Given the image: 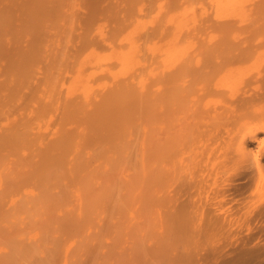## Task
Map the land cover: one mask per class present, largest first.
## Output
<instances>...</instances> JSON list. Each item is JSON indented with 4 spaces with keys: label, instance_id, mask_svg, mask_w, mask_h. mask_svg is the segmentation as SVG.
<instances>
[{
    "label": "bare ground",
    "instance_id": "6f19581e",
    "mask_svg": "<svg viewBox=\"0 0 264 264\" xmlns=\"http://www.w3.org/2000/svg\"><path fill=\"white\" fill-rule=\"evenodd\" d=\"M64 2L12 12L29 16L32 38L7 65L15 79L0 82V264H264V48L154 40L162 61L147 66L131 26L89 68V57L69 65L61 102L67 30L53 40L47 29L76 15Z\"/></svg>",
    "mask_w": 264,
    "mask_h": 264
},
{
    "label": "rangeland",
    "instance_id": "374dc122",
    "mask_svg": "<svg viewBox=\"0 0 264 264\" xmlns=\"http://www.w3.org/2000/svg\"><path fill=\"white\" fill-rule=\"evenodd\" d=\"M27 1L28 0H0V10H4V8L8 7L9 12L11 14L12 12H14L13 9H16L17 5H18L19 8H17V9H20L22 11V9H24L25 6H26L25 3L27 4ZM68 1L70 2L71 0H66V2H64V5L67 6V2ZM80 1L81 0H74V1L72 0L71 1L72 4L68 3L70 7H68V6L64 7L63 6V8H66V10L68 8L71 9V7L72 8L74 7L73 9H71L72 11L75 9L74 11H76V15L74 14L75 13L74 11H73L74 13L71 11L73 13L72 14V18L73 19L70 17L71 14L69 13L70 11L68 9V15L70 14V16H68V17H70L72 19V22H71L70 18H69L70 20L68 19V17H67V19H65V18L61 19L60 18L61 20L60 19L56 20L57 22L59 21L58 25L61 24V26H64V24H63L64 21L63 20H65V22H66L64 27L59 26V27H61V28H59V29H61V31L56 27L58 29V31L54 32V30H56V28L52 29V27H54V26H51V25L47 29V31L49 32L48 35L53 36V37H51V39H53V40H54V38H56L55 34L57 32H62V30L65 27H66V30L68 31V33L69 34L71 33L70 34L71 37H70L69 34L66 33L67 31H64V36H67V37L61 38V39H63V40L65 39L64 41L66 43L63 40H60V41L64 42V44L63 43L61 44V42H60L61 46H64L67 50H69V51H67V53H68L67 60L68 61L65 58V60L60 64L62 67L59 65L60 69L57 68L60 71L57 70V74H56V76H58V78H59L58 84H56V86L58 85L59 88L61 87L60 88L61 92L59 91L60 90L59 88H57V87H55V88H56V91L58 89V91L60 92L59 100L61 102H62V99L63 100L65 99V98H62V97L63 96L66 97V95H67L66 88L64 87L65 90H63L62 86L68 84V81H67V83H66V81L64 82L66 84H64L63 81H64L65 77L67 78V75L71 74V71H74L76 65L75 66H73V65L76 63L77 67H78V66L81 65V61H82L83 62L82 64L85 65V62H86L85 67L89 68L90 64H92L93 62L95 63V58H93L94 57L93 53L96 56L97 55L99 56V54H101L103 56V53H104V52L102 53L103 50L106 52L107 50L115 49L116 47L113 48L114 46L118 47V45L120 43L119 42L120 40L118 42H116L118 40L117 39L118 36H116V35L120 34L119 37H121L122 33H124L126 31L125 29L126 28L128 29L129 27H130L129 29H131V32L133 30V27H135L133 32L136 35L132 32L131 36L133 35L132 36V37H134L133 39L136 38V41H134V42L138 43V44H136V46L137 45H139L138 47L141 46V51L143 53L139 54V52H140L139 49H138L139 52L138 53L136 52L137 50H135V49H137L138 47H134L135 46V45H133L134 42L131 41L132 37H130L131 38L130 39V43L132 42L133 44L132 43L131 44L135 48V49L132 48V49H134L133 50L134 52H132V49H130V50H131V52L133 54L136 52V54H138V55L135 54L136 57H135V55L133 56V54H128V55L129 56L132 55L133 57H135L134 60L137 61V59H138L137 56H139V55L141 56V55L145 54L144 56H141L142 58L140 56L139 57H140L141 61L143 60V62H145V63L147 62L146 63L147 66L153 61L154 58L155 59H154L153 63H155V61H156V65H158L159 62L162 61L161 59H162L163 56L161 57L160 55H158V54H160L159 52L158 53H154V52L155 51L157 52L158 51L157 48H161L160 46H163L162 45L163 42L164 43L165 42H169L170 44L175 45V47L177 45V47L180 46V48L181 47L185 48L188 45L189 46L190 45H194V46H198V47L209 46V45H211V46H219V45H222L223 43H227V45H228V44H232L233 41H234L235 44H238V42L240 44H244V43L248 44V42L250 41L251 43L249 42V44L250 45L253 44V46L256 47V48H264V34H262V33H264V31L260 32V30H264V27H261V29L259 28V26L264 25V24H261V23H264V22H262V21H264V13H262L264 11H262V10L258 11L256 8H254L255 7L254 3L257 0H227V2H226V0H205V1L208 2V4L210 3L209 5L206 4V2L204 0H179L177 5L176 4L175 5L172 4L171 0H151L152 6H149L150 5L149 4L150 0H87V1L84 0V1H81V2ZM74 3H76V4H74ZM4 5H5V7L3 8L2 6H4ZM22 5L23 6L25 5L24 8H23ZM208 7H209V9H208ZM11 8H12V10H11ZM25 9H26V11L23 10V12L25 11L28 14L27 8H25ZM197 10L198 11L200 10V11L198 12ZM5 11H6V9H5ZM212 11H214V12H212ZM25 12L23 14H25ZM231 12H233V14ZM5 13H7V15H8V10ZM19 13H20V15H19ZM10 14L8 15L9 17L7 15L3 14V18L2 19L4 20L5 18H7V19L4 20V22L8 20V22L10 23V20H11L10 19V17H11ZM14 14H16V15H14ZM89 14H90V16H89ZM13 15H14V17L16 16V19L14 18L15 20L13 19V17H12L13 20H11V22L15 21V22H13L14 25H15V27H14L15 29L13 28L14 29L13 31L10 28V26L13 23L8 24L6 22L7 23L6 25L8 27L5 26V23L3 21H2V25L0 23V29H5L4 32L6 31L4 33V32H2V30H0V32H2V34L4 33L3 35L2 34L0 35V40L2 42V43L0 42L1 43L0 46H4L2 48L3 49L2 53H4V54L1 53L2 55H0V82L1 81H5V82L7 81L8 82V81H10V79L11 80L15 79L14 74L11 71H8L7 65L9 67L10 63L12 62V60H18L19 59V51L20 50L17 49L18 46H21V44H23V46L25 45L24 47H26V42L30 38H32L31 35H29V32H30L29 29H31L30 28V24H28L29 22H27V21H29L28 20L29 16L27 17L26 14L23 15V18L27 19V21H26L27 23H26V22H24L23 19H22L23 22H22V20H18L22 16L20 11L18 12L17 10H15V13H12V16ZM18 15L20 17H17ZM184 15H187V16H184ZM75 16H77V17H75ZM205 16H207V17H205ZM212 16H213V18L215 20L212 18ZM88 17H91V19L86 23L85 19L88 18ZM119 17H120V19H119ZM198 17H200L201 19L203 17H205L206 19L203 18L201 20ZM186 18L187 19H191V20L187 21ZM207 18H208L209 21L211 20L212 22L211 21L209 22L207 20ZM74 19H76V20H74ZM231 19L232 20L234 19V20L232 21ZM258 19H260V20L258 21ZM175 20H176V22H175ZM56 21H55V23H56ZM199 21H200V23H199ZM227 21H229V22H227ZM252 21L254 22L253 23L254 26L252 24V27H249V25L251 26ZM138 22H141V23L139 24ZM188 22H189V24H188ZM221 23H226L225 25L223 24L224 25L223 28H221V26H223ZM168 24H170L169 25V29L170 30L167 29L168 32H166L165 28H168ZM197 24L199 25V28L201 27L200 29L196 28V27H198ZM200 24H201V26H200ZM258 24H261V25L258 26L259 29L257 28ZM166 25H167V27H166ZM183 25H184V27H183ZM131 26H133V27H131ZM202 26H204V27H202ZM225 26L226 27L227 26H229V27L237 26V27H235V28L231 27L234 30H231V28H229L230 30L229 29L226 30L227 28H225ZM156 27H158L159 29L156 28ZM120 28L123 29L124 31L123 30L121 31ZM175 28H177V30ZM216 28L218 29V31H215V30H217ZM8 29H9V32L7 33ZM27 29L29 30L28 33H27V31H28ZM117 29L119 30L118 33H117V31H118ZM245 30H246V32H245ZM253 30H255V31H253ZM258 31H259V33H258ZM164 32H166L168 34L167 37L164 35L165 34ZM170 32L172 34L173 33L174 34L173 35H169ZM201 32H202V35H200ZM140 33H142L143 36L145 35V37H143V36L141 37V36L137 35V34H140ZM24 34H25V37H24ZM146 34H147V36H146ZM162 34L164 35L163 37H162ZM189 35H191V36H189ZM211 35H213V38L210 40V36ZM113 36H115V37H113ZM181 36H184L185 39L183 37L180 38ZM164 37H166V39ZM220 37H222V38L224 37L223 39L225 41L222 38H220ZM20 38H21V42L23 41V43H20ZM76 38H78V39H76ZM79 38H80V40H79ZM112 38H115V39L112 40ZM26 39H28V40H26ZM248 39H251V40H248ZM15 40L18 41V42L16 43ZM109 40L110 41L112 40L110 42V44H114L115 42H116V44L111 47L108 44ZM139 40H141V43L144 41V44L142 43V45H141ZM154 40H156V42ZM107 41H108V43H106ZM145 41H146V43H145ZM151 42H153V43L155 42V43H157V45H160V46L158 47L156 44L154 46V44H152ZM124 43H125V41H123V44ZM198 43H200V46H199ZM78 44L80 45V47H78ZM102 44L104 45V47H103ZM147 44H148V47L150 46L149 44H151V48H147ZM185 45H187V46H185ZM232 45H234V44H232ZM98 46H100V47L102 46L104 49L102 47H101L102 48L101 49ZM106 46H108V47H106ZM127 46H128V43H125V45L122 46V49L123 50L125 49L126 51H128L129 49L128 50L126 49V48H128ZM132 46L129 45V48H131ZM142 46H143V48H144V46H146L144 48V50H147V49H149V50L153 49V50L149 51V52L148 51L145 52L144 50H142L143 49ZM156 46H157V48H156ZM76 47H78V48H76ZM175 47H172V48H175ZM21 48L23 49L22 46H21ZM91 49H92V51L95 50L94 52H92V55L91 56L86 55L87 52H89ZM154 49H156V50H154ZM97 50H100V51L98 52ZM9 52H11L12 54L10 53V55H9ZM95 52H97V53H95ZM13 53H15L14 56H13ZM127 53H129V52H127ZM69 54H70V56H69ZM89 54H91V51L89 52ZM155 54L158 55V57L160 56L161 58L158 59ZM3 55L5 56L4 58L2 57ZM11 55L13 56V58H12ZM153 55H154V58H153ZM9 56L11 57V59H10ZM132 56H131V58H133ZM87 57H89L88 58V60H89L88 61L89 62L88 66H87V61H85L87 59ZM80 58H82V60ZM84 58H86V59H84ZM77 59L79 60V62H78ZM90 59H91V61H90ZM146 59L150 60L149 63H148V60H146ZM156 59H158V60H156ZM105 60L106 59H104V60L102 59V61H105ZM69 61H71L72 64H70ZM102 61L100 63H102ZM5 63H6V67H5ZM138 63H139V59H138ZM138 63H137V65H139ZM110 64L111 63L106 64V62H105V63H102V66H111L112 65L114 69L118 68L117 66H116L117 67L116 68L113 63L111 65ZM144 64L142 65L141 62H140V65H142V68H143ZM146 64H145V66H146ZM69 65L72 66L71 69H70ZM154 66H155V64H154ZM65 67H66V69H64ZM83 68H84V66H83ZM132 68L136 69V67H132ZM69 69L71 70L70 73H69ZM65 70L69 74L65 75V73H66ZM53 72H56L55 69H54ZM58 72H60L61 74H58ZM63 72H65V73L63 74ZM6 73H9V74H6ZM38 73L40 75V72H38ZM38 73L36 75H38ZM59 75H60L61 78L59 77ZM62 77H64V78H62ZM62 79H63V81H62ZM60 80L62 81L61 84L59 83ZM41 84H42V86H41ZM46 84H48V85H46ZM59 84L62 85V86H59ZM39 87L41 88V91H39L40 93H42L41 95L43 97L47 98L49 96V93H50L49 90L46 91V89H48L50 87L49 83H45V81L41 80ZM43 89H45L44 90L45 94L48 92L47 97L43 93ZM38 90H40V89H38ZM62 91H64L63 93L64 94L66 93V95H64L62 93ZM57 92H56L55 96H57V94H59V92L58 93ZM73 93L71 92L69 94L74 96L75 94H78L79 92L76 91L74 93V95H73ZM61 95H62V97H61ZM55 96H54V99H55ZM55 101H56V99H55ZM138 178L142 180V178H140V177H138ZM141 180H139L137 182L138 185L141 183ZM137 187H139V186H137V184H136V188ZM110 264H112V263H110Z\"/></svg>",
    "mask_w": 264,
    "mask_h": 264
}]
</instances>
